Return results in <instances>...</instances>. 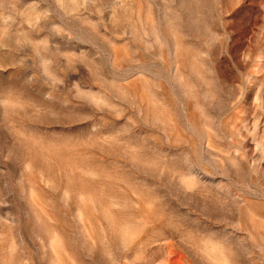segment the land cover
<instances>
[{
    "label": "rangeland",
    "instance_id": "rangeland-1",
    "mask_svg": "<svg viewBox=\"0 0 264 264\" xmlns=\"http://www.w3.org/2000/svg\"><path fill=\"white\" fill-rule=\"evenodd\" d=\"M0 264H264V0H0Z\"/></svg>",
    "mask_w": 264,
    "mask_h": 264
}]
</instances>
